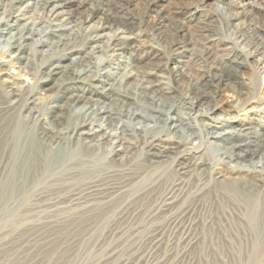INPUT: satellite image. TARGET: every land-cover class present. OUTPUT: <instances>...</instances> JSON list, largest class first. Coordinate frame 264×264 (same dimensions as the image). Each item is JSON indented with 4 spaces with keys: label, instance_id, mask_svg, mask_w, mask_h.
Returning a JSON list of instances; mask_svg holds the SVG:
<instances>
[{
    "label": "bare ground",
    "instance_id": "obj_1",
    "mask_svg": "<svg viewBox=\"0 0 264 264\" xmlns=\"http://www.w3.org/2000/svg\"><path fill=\"white\" fill-rule=\"evenodd\" d=\"M230 3L237 9H247L248 16L256 14L264 19V7L256 0ZM129 6V0H0V228L27 220L33 207L44 206L55 212L61 208L57 193L74 182L82 186L72 194L67 206L71 210L112 208L123 201L130 190L129 182L112 181L100 187L90 178L128 159L133 146L131 136L136 133L151 156L161 158L169 150L174 154L179 178L161 205L169 228L155 226L141 252L119 256L109 264H161L168 257L163 247L169 229L178 235L174 241L181 244L183 252L198 244L199 238L190 233L192 224L186 219L192 207L180 204L189 184L195 185L193 197L198 199L202 193L218 189L241 197L240 192L249 193L247 190L261 182L264 93L256 96L257 85L250 78L239 81V88L226 82L234 84L239 69L252 63L254 78L264 75V37L254 46L241 48L239 35L233 37L234 43L225 41L220 48L222 54L210 62L207 72L193 83L191 96L181 100L177 109L168 104L175 101H164L170 97H161L160 85L177 73L176 65L182 63L187 52L185 41L159 36L171 52L166 63L174 65L169 70L172 74H160L157 68L163 63H158L137 78L138 63L162 51L149 47L148 56L139 58L142 31L128 16ZM238 14L227 13V24L236 26ZM159 20L148 24L149 29L156 31ZM211 38L206 41L204 61L212 58L210 50L215 47V39ZM77 39L84 41L80 47L65 49L67 43ZM31 52L45 56L46 65L27 83L21 76L33 74L28 58ZM82 63L80 69L71 68ZM137 79L143 96L152 101L151 107L115 111L113 105L131 100L130 94L121 90ZM225 95L231 101L223 112L220 103ZM40 100L48 103L42 107ZM240 111L246 114L239 117ZM168 134H173L175 140L167 138ZM203 137L210 139L209 149L219 157L218 168L204 161L200 145ZM108 173L112 175L113 171ZM81 197L89 198L82 202ZM258 199L243 196L244 217L255 234L244 264L264 262L263 239L259 237L264 207ZM25 241L19 243L20 249L36 247L46 253L53 242L49 237Z\"/></svg>",
    "mask_w": 264,
    "mask_h": 264
},
{
    "label": "rangeland",
    "instance_id": "obj_2",
    "mask_svg": "<svg viewBox=\"0 0 264 264\" xmlns=\"http://www.w3.org/2000/svg\"><path fill=\"white\" fill-rule=\"evenodd\" d=\"M256 2L259 6L264 7V0H256ZM129 3L128 16L135 21L136 29L142 31L143 44H141L139 58H146L147 51L149 52L152 47L162 51L158 52L160 55L157 57L152 59L149 57L138 63L135 69L137 78L143 73L155 69L158 63H163L159 64L160 67L157 68L160 70V74L165 76L172 74L169 70L174 65L166 63L171 52L159 36L168 39H172L171 37L180 38L179 40L185 41L187 52L183 56L182 63L176 65L179 67L177 73L171 75L169 81L160 85L161 97H170L164 101H175V103L168 104L176 106L177 109L181 106V100L191 96L193 83L207 72L211 65L210 62L222 54L220 48L225 41L234 43L233 37L239 35L241 41L238 47L241 48L254 46L260 41V38L264 37V19L256 14L252 17L248 16L247 9L235 8L231 5L230 0H129ZM218 7L223 10H218ZM236 11L239 13L235 21L237 25L233 26L230 22L227 24L229 20L227 13L231 14ZM223 12L226 15H223ZM191 13L194 15L190 16ZM35 15L37 17L38 12L33 14L32 20ZM159 17L157 30L152 31L149 29V25ZM177 27L183 31L180 33L179 29H176ZM200 30L208 32L200 33ZM210 37L215 39L213 43L215 47L211 46L212 58L204 61L205 48L208 46L206 41ZM82 43H84L82 39L70 41L65 49H76ZM43 57L34 52L29 53L28 58L33 74L32 76L23 74L21 79L30 83V79L35 76V73L42 72L46 65V57ZM83 64L74 65L71 68L80 69ZM253 65V63L247 64L240 68L236 84L229 81L230 84L226 82V85L235 87L239 85L237 84L239 81L244 82L250 78L257 85L256 96L264 93V75L254 78L256 72H254L255 66ZM17 72L18 68L15 67L14 73ZM124 88L121 91L130 94L131 100L117 106L113 105L115 111H125L126 113L129 109L133 112L135 109L137 111L138 109L145 110L147 106L151 107L149 104L152 101L143 96L138 79L131 81ZM223 99V102L220 103V110L224 112L228 110L227 106L231 97L225 95ZM1 101H3L2 98H0ZM104 102L110 104L108 100ZM47 103L48 101L40 100L42 107ZM173 114L176 112L174 111ZM245 114V111L238 113L239 117ZM131 138L133 146H131L128 159L106 167L98 177L90 178L96 180L100 187H104L112 181L129 182L130 190L124 195L123 201L115 204L112 208L98 207L89 211L79 210V208L71 210L67 206L72 202V194L77 192L82 184L75 182L68 184L57 193L58 199L61 200V208L55 209V212L44 206L36 209L33 207L29 210L31 217H28L27 220L17 222L18 225L15 224L14 227L0 228V252H3L0 253V264H109L119 256L127 257L136 251L141 252L155 226L168 229L169 227L165 225L166 214L161 211V205L164 196L179 178L174 166V154L169 150L165 151L161 158H155L148 154L147 145L143 146L142 139L138 134L134 133ZM167 138L175 140L173 134H168ZM209 142V138L203 137L200 144L202 151L205 152L204 161L218 168L216 164L219 157L209 149ZM123 147L125 146L123 145ZM103 155L104 153H102ZM110 170L113 171L112 175L108 173ZM260 181L253 190H247L249 193L240 192L242 198L238 193L229 195L218 189L219 191L215 190V192H204L197 199L193 197L195 185L189 184L184 190L185 194L181 195L183 201L180 204L192 207H190L192 211L186 219L192 224L190 233L199 238L198 244L188 252H183L181 244L174 241L178 235L172 234L169 229L165 233L163 247V253L168 257L161 264H244L251 254L255 234L247 225L244 217L246 215H244L243 196L259 198V205L263 208L264 169L260 173ZM231 196L234 198H230ZM88 198L81 197V201ZM259 225L261 229L259 237L263 239L261 245L264 247V218ZM47 237L52 238L53 241L47 246V252L51 253V256L36 247H29L25 251L19 247L20 242L24 243L25 240ZM2 243L6 246L1 245ZM4 247L10 248L5 249ZM55 248L56 254L52 253ZM3 254L4 256L6 254L7 260ZM105 258L107 259L105 260ZM3 260L5 262H2Z\"/></svg>",
    "mask_w": 264,
    "mask_h": 264
}]
</instances>
